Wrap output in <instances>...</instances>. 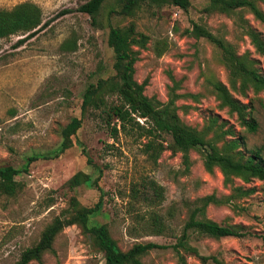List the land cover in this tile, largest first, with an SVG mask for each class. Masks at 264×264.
<instances>
[{
	"label": "rangeland",
	"instance_id": "obj_1",
	"mask_svg": "<svg viewBox=\"0 0 264 264\" xmlns=\"http://www.w3.org/2000/svg\"><path fill=\"white\" fill-rule=\"evenodd\" d=\"M24 1L40 7L45 24L33 36L0 39V167L19 170L17 192L0 193V264H16L54 217L68 215L71 196L86 207L99 202L89 225L106 224L118 247L127 250L135 243H176L190 209L199 205L195 200L208 194L225 202L209 204L205 217L221 225L242 226L247 234L214 238L188 229V244L200 255L216 256L225 264H264V179L245 183L234 177L224 183L219 168L205 170L196 149L189 151L187 166L181 153L167 148L154 161L144 152L148 139L136 124L117 126L115 133L97 111L81 113L87 85L114 74L109 26L133 23L147 37L143 48L136 47L134 65L135 80L148 79L144 93L165 101L174 80L176 92L184 95L176 101L184 123L203 131L207 139L219 136L218 147L238 139L236 157L258 151L264 159L263 91L243 86L222 49L188 32L193 22L202 25L264 74V57L247 35L252 28L264 37V23L246 7L228 14L209 12V0H191L187 10L145 4L132 16L117 14L113 0H106L93 16L77 10L88 0H0V10ZM253 2L264 13V0ZM67 40H75L74 50L61 48ZM215 81L247 105L246 111L258 124L256 131H248L236 112L221 106L212 86ZM73 117L82 123L72 146L59 157L41 158L55 152L62 128ZM169 141V135H163L156 143ZM79 171L88 174L90 182L70 189L66 183ZM235 187L249 192L237 196ZM153 218L162 223V234L153 232ZM52 246L53 252L43 254V264H104L93 237L77 224L65 226ZM181 252L187 264H214ZM141 260L142 264H179L172 248L150 250Z\"/></svg>",
	"mask_w": 264,
	"mask_h": 264
},
{
	"label": "trees",
	"instance_id": "obj_2",
	"mask_svg": "<svg viewBox=\"0 0 264 264\" xmlns=\"http://www.w3.org/2000/svg\"><path fill=\"white\" fill-rule=\"evenodd\" d=\"M106 0H88L79 5L77 10L87 15H95ZM118 6L116 13L121 16H132L143 5L162 6L170 4L187 10L191 0H113ZM249 8L257 19L264 23V13L256 6L253 0H209L206 6L207 11H219L230 13L238 8ZM42 12L39 6L33 2L24 1L16 4L10 9L0 10V39L16 34H24L25 37L33 36L44 26ZM188 32L196 38L203 37L214 43L224 52L225 61L233 69V74H240L242 85H249L255 91L264 93V74L244 58L238 57L231 50L230 46L222 39L215 36L210 30L196 22ZM247 35L255 51L264 57V37L255 29L249 28ZM24 37V38H25ZM23 39H20L22 42ZM147 37L136 31L135 25L129 23L125 26H109L107 43L113 52L114 62L112 65L114 74L107 78H99L96 82L90 83L82 95L81 113L86 111H97L104 116L107 126L117 133L119 126L125 129L126 125L134 123L142 128V135L148 139L144 145V152L154 161L166 148L173 153H181L183 162L189 163V151L198 150L203 157V166L206 171L211 172L215 167L221 171L224 183H230L234 177L247 183L252 178L264 179V159L258 151L247 157H236L233 153L238 146L239 140L233 139L218 147L217 141L220 138L212 137L207 139L205 133L184 123L178 114V98L184 96L177 93V85L174 80L169 87L167 99L161 101L156 97H148L145 87L148 79L138 82L134 78L135 63L138 60L139 50L143 48ZM75 40H67L61 44V48L74 50ZM160 52V51H159ZM212 86L220 100L221 106H227L237 113L241 123L248 131L254 132L258 128L256 120L247 112V105L234 98L224 84L219 81L212 83ZM264 104V102H263ZM142 121L140 125L139 121ZM82 120L73 117L61 130V142L52 155L43 159L59 157L66 149L72 146L76 131L81 127ZM113 123V124H112ZM169 135L168 144L156 143L157 138ZM38 158L31 157L29 162ZM89 160V159H88ZM26 170V168H25ZM19 170L11 165L0 167V193L14 195L19 189L16 175ZM90 182L88 174L79 171L72 175L67 186L72 189L81 184ZM97 185V182H94ZM249 190L241 187L234 188L237 196L245 195ZM225 200L216 197L214 194L205 195L195 200V205L189 211L181 237L176 243L164 245L155 242L135 243L127 250H121L116 241L110 235L106 224L89 225V217L100 208L99 202L93 207H86L79 203L74 196L69 198L68 215L60 214L43 229L39 240L32 246L25 248L19 256L16 264H28L31 261L42 263V256L45 252H53V241L56 235L65 227L77 224L84 233L91 235L103 253L104 264H142V257L153 249L172 248L177 256L179 264H187L181 249L192 252L202 262L211 260L214 264H225L216 256L200 255L195 247L186 241L187 230L193 229L205 235L220 237H243L247 234L239 225H221L205 217V208L211 204H219ZM154 233L159 235L163 232V225L158 219L153 218Z\"/></svg>",
	"mask_w": 264,
	"mask_h": 264
}]
</instances>
